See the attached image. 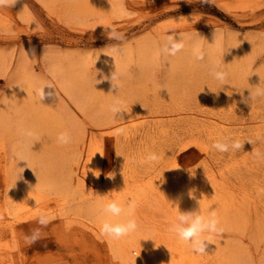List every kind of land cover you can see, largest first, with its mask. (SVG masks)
<instances>
[{
  "label": "rangeland",
  "instance_id": "374dc122",
  "mask_svg": "<svg viewBox=\"0 0 264 264\" xmlns=\"http://www.w3.org/2000/svg\"><path fill=\"white\" fill-rule=\"evenodd\" d=\"M0 15L4 17L0 16L3 21L0 50L11 51L14 62L22 48L31 51L28 67L33 76L52 84L55 76L47 66L50 51L75 52L93 60L124 45L136 47L143 37L159 48L168 35L198 39L191 57L175 64L171 78L166 79L162 62H156L148 80L123 76L119 89L111 82L104 92L90 93L85 98L86 108L90 111L106 108L105 117L114 121L108 106L118 92L119 98L128 105L127 112L118 114L124 119L134 114L142 121L136 127L137 134L128 132L124 137L120 133L119 139L113 140L107 129L90 125L86 118L82 120L83 127L104 144L102 180L120 177L126 169L151 172L150 166L154 164L156 177L178 171V168H193L203 174L216 172L219 183L224 179L240 187L244 192L242 203L236 204L240 210L230 208L227 214L221 215L218 221L222 234L214 237L239 246L240 264H264V96L245 102L250 91L255 93L258 88H264V81L256 78L264 68V0H212L211 3L200 0H17L12 6L0 7ZM111 29L122 38L108 39L107 32ZM212 35L242 41L241 66L228 65L222 49L215 52L212 60H207V39ZM196 49L203 54V59H195ZM213 67L228 73V85L222 86L213 79L210 74ZM97 68L96 62H91L86 70L94 77L97 72L98 77ZM4 85L5 79L0 77V92ZM67 102L71 110L75 109L72 101ZM218 139L245 141L243 150L220 153L210 149ZM193 140L207 145V159H202L193 145L181 149L183 144ZM177 141L182 145L178 146ZM48 146L55 168L71 191L77 193L71 197L68 209L85 204L87 200L75 197L89 191L88 181L82 177L86 156L80 157L79 151L73 154L69 148L55 142ZM151 152L160 158L155 162L145 161ZM170 153L178 154L179 167L172 166L174 156ZM111 174L114 175L109 177ZM2 176L0 174V188L5 190ZM210 191L211 188L205 186L195 199L205 218L212 197ZM168 212L178 215L172 210ZM47 216V225L23 224L13 234L6 233L12 243L16 240L21 258L29 264H102L108 248L103 242L98 245V240L84 229L80 217L69 216L68 231L62 216ZM36 228L41 229V238L29 246L24 236ZM9 261L5 259L0 264H9Z\"/></svg>",
  "mask_w": 264,
  "mask_h": 264
},
{
  "label": "bare ground",
  "instance_id": "6f19581e",
  "mask_svg": "<svg viewBox=\"0 0 264 264\" xmlns=\"http://www.w3.org/2000/svg\"><path fill=\"white\" fill-rule=\"evenodd\" d=\"M1 23L3 21L0 20ZM181 39H183L184 48L175 56L169 57L161 54L163 46L159 48L144 37L138 40L136 47L124 45L120 49L106 52L105 57L98 56L93 60L75 52L50 51L47 55V66L55 76V86H45L46 95L41 102L34 94V89L47 81L33 76L29 69L31 51L22 48L16 54L14 62V54L11 51L0 50V77L5 79V85L0 92V174L3 175L6 187L5 190L0 188V262L10 259L9 264H29L18 254L16 240L13 239L12 243V239H9L6 233L13 234L23 224L36 225L39 215L44 213L62 216L68 231H70L69 216L80 217L84 229L98 240V245L103 242L108 248V254L102 257V264H240L239 246L214 236L212 243L207 245L206 255L191 252L189 245L177 239L170 231L176 215H169L168 212L172 210L179 214V211H198L199 206L195 199L205 186H208L211 188L212 195L209 210L215 211L219 220L221 215L229 212L230 208L234 211L240 210L236 206L242 203L244 198V192L240 187L224 179L219 183L216 172L203 174L193 168L188 170L178 168V171L156 177L153 174L154 164L150 166L151 172L146 170L139 173V170L126 169L120 177L102 180L104 144L102 140L88 134L87 129L83 127L82 120L86 118L90 125L107 129L108 136H111L113 140H118L120 133L124 137L128 136V132L137 134L136 127L142 121L138 120L133 113L125 119L118 114L116 120L108 121L105 117L106 108L90 111L86 108L85 98L90 93L104 92L107 84L112 82L111 75L114 71L120 78L138 76L148 80L151 78L150 73L154 70L155 63L162 62L165 66L166 79L171 78L175 64L192 54L198 41L195 37ZM221 49L226 52L228 65L241 66L244 49L240 39L235 37L221 39L215 35L208 37L207 60H212L215 52ZM91 62H96L100 73L96 77L100 81L97 84L93 74L86 70ZM204 67L206 69V66ZM256 78L258 81H264V68L259 70ZM68 100L75 104V109L71 110L67 105ZM180 106L183 107V105ZM127 128L130 131H127ZM64 130L71 133L72 143L63 147L69 148V152L73 154L79 151L80 157L83 154L86 156L82 177L88 181L89 191L88 194H78L75 198L87 201L72 210L68 209V204L71 197L77 193L71 191L55 168L56 164L52 161L48 146L54 143L56 134ZM23 132H31L32 135L26 136L22 134ZM195 140L183 145L181 143L182 146L180 142L177 141V143L181 149H186L188 145L195 146L199 156L207 159V145ZM66 151L63 149V152ZM170 154L174 156L172 166L179 167L178 154ZM17 155L27 161L17 162L14 158ZM18 172H22L19 179ZM111 198L121 203L135 202L134 217L138 223V230L135 233L120 239H111L101 234L99 227L105 220L119 222L125 219L123 216L109 217L102 213L101 201ZM172 202L176 206H173ZM202 211L205 213L204 208ZM13 237L15 238V236L11 238Z\"/></svg>",
  "mask_w": 264,
  "mask_h": 264
},
{
  "label": "clouds",
  "instance_id": "9594fccd",
  "mask_svg": "<svg viewBox=\"0 0 264 264\" xmlns=\"http://www.w3.org/2000/svg\"><path fill=\"white\" fill-rule=\"evenodd\" d=\"M17 2V0H0V7L4 6H12ZM201 3H211L212 0H200ZM108 39H121V35L116 32L115 29H111V31L107 32ZM165 43L161 49V54L164 57L175 56L181 49L184 48L183 39L174 38L173 35H168L165 38ZM195 59L201 60L203 59V54L199 51V49L195 50ZM211 76L214 80L219 82L222 86L228 85V73L224 70L213 67L210 72ZM97 72L95 74L96 84L100 81L97 80ZM107 79V77H104ZM120 76L114 71L111 75L112 86L114 88L120 87L119 84ZM116 82V83H114ZM53 87L54 84L50 82H45L41 84L38 88L34 89V94L39 98L40 102L45 97V86ZM118 93V92H117ZM113 95L112 103L108 106V112L111 113L112 119L117 118L118 113L127 112L128 105L126 101L119 98L117 95ZM48 95H52V93H48ZM258 96H264V88H258L255 93L250 91L248 99H245V102L248 103V100L255 99ZM23 135L31 136V132H23ZM54 142L59 146H65L72 143V135L68 130L61 131L56 134L54 138ZM245 141H241L240 139H218L215 140L210 149H215L217 152L226 153V152H237L243 150ZM256 155H260L256 153ZM14 158L18 161H27L23 157L14 156ZM160 157L155 153H149L144 160L155 162ZM144 162V161H142ZM18 167V166H17ZM19 169H23L18 167ZM24 171V169H23ZM22 171V172H23ZM18 172V179L21 177V173ZM114 174L109 175L111 177ZM97 176V175H96ZM98 177V176H97ZM17 179V180H18ZM192 193H190L191 195ZM199 203V201H198ZM173 206L174 203L172 202ZM135 202H124L121 203L115 198H111L107 201H101V211L103 214L109 217H125V219L119 222H110L109 220H105L99 227V230L102 235L111 239H120L126 237L132 233H135L138 230V223L134 217L135 210ZM49 222V217L41 213L38 217V223L40 225H47ZM170 231L175 234L177 239L185 242L189 245L191 252L198 255H206L207 245L208 243H212L213 236H218L222 234V229L219 227V221L217 218V214L215 211L209 210L207 218H205L200 210L198 211H187L181 212L176 217L174 223H172L170 227ZM207 234V235H206ZM41 238V229L36 228L31 231L30 234H26L24 236L25 243L27 245H31L35 243L37 240Z\"/></svg>",
  "mask_w": 264,
  "mask_h": 264
}]
</instances>
